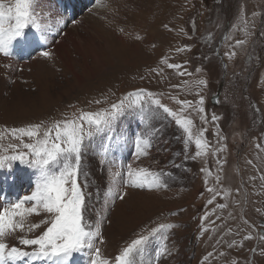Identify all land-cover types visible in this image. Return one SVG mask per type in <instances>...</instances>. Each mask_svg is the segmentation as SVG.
Instances as JSON below:
<instances>
[{
  "label": "rangeland",
  "instance_id": "rangeland-1",
  "mask_svg": "<svg viewBox=\"0 0 264 264\" xmlns=\"http://www.w3.org/2000/svg\"><path fill=\"white\" fill-rule=\"evenodd\" d=\"M43 1H47L45 9L41 10L36 5L37 12L49 23L51 11L59 10L53 3V8L49 11V3L53 0ZM102 2L104 6L95 3L96 6L81 15L74 24L67 22L64 29L54 25L52 30H37L41 34L39 38L50 45L47 50L53 51L51 58L39 55L23 63L5 59L0 53V131L41 121L48 123L76 109L95 111L124 98L128 92L137 88L163 94V102L175 109L177 104L170 96L196 101L198 96L192 85L199 79H207L208 83L201 93L205 97V107L209 118L215 113L213 109L218 110L215 114L221 117L218 121L219 129L221 135L227 138L222 141L227 147L219 154L226 161L219 187L229 190L231 195L225 198L221 194L213 204L207 203L211 198L207 188L217 186L214 180L218 167L217 158L209 155L206 159L194 161L185 160L183 154L177 155L183 147L182 140L177 139L181 132L168 121H163L167 126L163 135H158L154 141L156 147L151 149L150 155L134 162L135 136L146 134L150 126L160 127L162 122L152 120L146 123L138 114L130 113L119 120L113 132L98 135L91 142L83 159L80 180L86 181L85 191L91 194L88 197L86 220L93 227L97 223L102 224L105 242L97 243V246L104 258L111 259L147 229L159 223H174L178 227L171 230L168 243L172 255L163 258L161 264H201L208 252H213L214 255L204 264H232L233 260L238 261V264H249V261L259 264L256 261L258 251L253 253L250 249L260 246L259 235L254 227L264 225V180L259 179L264 173V152L258 154L255 148L258 138L264 135V36L258 35L264 32V0H163V7L152 11L154 17H151L150 24L153 25L158 19L161 23L153 37H149L147 27L143 28V33H136L134 29V26H138L136 16H143L138 10L142 0ZM107 6L114 10H106ZM241 11L256 23L255 28L251 29L255 31V37L252 35L242 48L237 47L236 56L228 58V69H222L218 59L210 57V46L219 45L222 41L221 50L228 52L233 50L228 45L235 40L245 39L243 32L239 30L242 26L232 28L233 24L238 23ZM252 12L258 15L253 18ZM74 27L83 39L75 37L85 47L90 46L86 50L87 62L89 61L88 67L91 65L96 71L95 75L91 68L84 65V58L76 50L75 42L66 37ZM132 31H135L134 34ZM208 32L212 35L211 43L207 39L204 42L200 37L202 33ZM225 36L228 37L227 42L224 40ZM51 45L55 49L52 50ZM185 45H191L190 50L175 51ZM94 48L100 58H103L105 67L93 61L91 50ZM165 56L169 63L184 64L187 61L186 67L193 75L179 76L175 70L162 63ZM197 68L202 71L196 72ZM185 80L192 82L189 90L182 91L172 87L181 85ZM216 93L223 100L218 106L210 105L208 108L210 98ZM94 100H100L101 103L95 104ZM193 119L196 127L202 126L195 114ZM208 128L207 139L215 144L217 128L212 124ZM163 141H167V144ZM9 143L16 141L8 136L0 141L4 147ZM165 148L167 151H164ZM115 149L124 150L127 160L134 167L139 163L141 167L153 171L163 170L168 188L159 191L129 188V195L123 201L112 204V211L108 209L104 215L100 210L107 196H111L108 189L113 183L111 171L109 167H105L107 163L104 157L112 156ZM195 151L192 143L188 155H194ZM249 160L252 164L248 163ZM176 164L181 167H175ZM24 166L25 164L17 161L12 168H4L11 171ZM201 168H208L212 175L206 178V174L200 171ZM28 174L35 177L34 184L31 185L33 190L36 170L29 167ZM253 176L257 179L252 180ZM236 189L240 191L236 192ZM236 201L242 203L237 204ZM220 203L228 207L221 210L218 208ZM205 213L209 214V219L202 221L201 217ZM40 216L41 218L35 215L29 217V222H39L43 214ZM245 220L248 221L247 225ZM201 226L208 228V231L201 234ZM229 228L232 229L231 232L228 231ZM41 231L43 226L28 236L32 238ZM261 231H264V226ZM249 232L254 238L245 240L244 247L241 248L239 241ZM232 239H236L238 243L228 249L227 244ZM217 240L221 243L218 244ZM6 242L10 246H19L16 239H8ZM160 247L159 239L151 242L144 258L145 264L155 257ZM220 253H226V256H221Z\"/></svg>",
  "mask_w": 264,
  "mask_h": 264
},
{
  "label": "snow or ice",
  "instance_id": "snow-or-ice-1",
  "mask_svg": "<svg viewBox=\"0 0 264 264\" xmlns=\"http://www.w3.org/2000/svg\"><path fill=\"white\" fill-rule=\"evenodd\" d=\"M38 0H0V53L5 58L11 55L13 43L23 37L25 30L34 28L36 30H52V25L37 12ZM96 3L104 6L102 0ZM252 17L258 13L252 12ZM195 22L193 21V24ZM242 26V27H239ZM167 27V25H165ZM243 32L245 39L235 40L228 45L232 51L225 52L229 59L236 56L235 49L243 47L249 42L254 34L251 29L255 28L254 20H250L243 11L239 14L238 23L232 28ZM123 32V29H121ZM181 31H184L181 29ZM187 33H185L186 35ZM258 35L264 36V32ZM227 42L228 37H224ZM208 43L212 42V35L209 34ZM191 45L177 48L176 52L190 50ZM44 57L51 58L52 53L44 51ZM207 58V57H206ZM169 69H173L179 76H192L184 64L169 63L168 57L162 58ZM226 67V65H225ZM163 71L162 69L160 70ZM197 68L196 72H201ZM143 79V77H141ZM207 79H199L192 85L191 81L185 80L181 85H173L182 91L189 90L192 85L196 89L198 100L177 99L174 96L169 98L175 100L177 108L170 107L163 102L162 95L145 88H137L130 91L122 99L101 107L95 111L76 109V111L63 116L60 119H53L48 123H30L23 127L7 128L0 131V141L5 136L16 141L9 143L7 147L0 144V168H12L14 163L19 161L22 164L36 170V180L30 194L23 195L7 205H0V264H70V260L75 253L87 251L89 254V264H145L144 258L148 246L153 240L159 239L161 247L155 257L148 264H161V260L172 255L168 246L171 230L178 227L174 223H159L155 227L147 229L131 240L125 247L119 250L118 254L111 259L102 257L101 249L97 243H104L102 236V224L97 223L94 227L86 220L88 207V197L90 193L85 191L87 183L81 182L80 176L83 173V159L88 152L91 142L100 134L114 131L119 120L130 113H136L146 123L152 120H159L160 127L150 126L145 134L135 136L134 144L136 149L135 161L150 155L151 149L156 147L157 136H162L167 126L163 121H168L176 126L181 135L177 139L182 140L183 147L180 153L185 160L206 159L209 155L217 158V171L214 180L217 186L207 188L211 198L207 200L209 205L213 204L217 197L223 194L228 198L231 193L219 187L223 164L226 162L220 153L227 147L222 144L227 138L221 135L218 121L220 116L212 113L210 118L205 107L206 101L202 95L203 88L207 85ZM93 103L100 104V100ZM219 103V98H217ZM196 115L201 122V127H196L193 115ZM212 124L217 128L215 133L216 142L213 144L207 139L209 132L208 125ZM167 144V141H163ZM194 143L196 151L194 155H188L189 146ZM257 153L264 152V135L258 138L255 144ZM164 151H167L165 148ZM107 149L105 150V153ZM10 153V154H3ZM106 162V161H105ZM252 164V161H248ZM181 167L180 164L174 165ZM207 176L212 175L208 168H201ZM170 175V174H169ZM113 183L108 189L115 200L123 201L128 195V189H147L149 191H159L168 188V183L163 170L153 171L149 168L141 167L139 163L116 164V171L113 172ZM256 180L257 177H251ZM259 179L264 180V173ZM236 189V192H239ZM241 204V201H236ZM228 206L220 203L218 208L223 210ZM215 210H213L214 214ZM43 218L37 223L29 222V217L33 215ZM175 215V213H173ZM220 219V217H217ZM234 218V217H233ZM209 214L205 213L201 217L202 221H207ZM245 224L248 221L245 220ZM43 226V231L39 235L29 238L28 234ZM201 234L208 231V228L201 226ZM229 232L232 229H228ZM23 233L17 235V233ZM239 234V233H237ZM251 232L244 235L239 241V246L244 247L245 240H252ZM260 246L250 249L251 252L259 255L256 261L264 264V235H259ZM8 239L18 240V245H9ZM217 243H221L217 240ZM238 241L232 239L228 242V249L236 246ZM213 252H208L201 261V264L213 257ZM226 256V253H220ZM247 259V258H246ZM232 264H238L233 260ZM249 264H252L249 261Z\"/></svg>",
  "mask_w": 264,
  "mask_h": 264
},
{
  "label": "bare ground",
  "instance_id": "bare-ground-1",
  "mask_svg": "<svg viewBox=\"0 0 264 264\" xmlns=\"http://www.w3.org/2000/svg\"><path fill=\"white\" fill-rule=\"evenodd\" d=\"M144 1H146L145 3H144ZM163 0H142V3L141 4H139L138 6H139V8H138V10L141 12V15H143L141 18H140V16H136V23H137V27H135L134 26V29H135V31H136V33H138V32H141V33H143L144 31H143V28H148V31H149V37L151 36V37H153L154 36V34L156 33V30H158V28H159V26H160V21H159V19L158 20H156L155 21V23H154V21H153V25H151L150 23H151V17H154V15H152V11L154 10V9H156V8H162L163 7V2H162ZM53 1L52 2H50L49 3V6H48V10L49 11H51V9L53 8ZM116 4H118L119 6L121 5V4H119L118 2H116ZM110 6V5H109ZM120 7H122V6H120ZM165 8V7H164ZM100 10V9H99ZM106 10H109V11H111V10H114V8H111V7H106ZM163 11V10H162ZM102 13L103 14H105L106 16H107V14L104 12V11H102ZM162 13V12H161ZM112 14V13H111ZM155 19H157L156 17H155ZM95 20H97L98 22H100V23H102L103 21H101V20H98V19H95ZM52 26H54V25H56L58 28H61V29H64V27H66V25H65V18L63 17V15L58 11V12H55V11H51V17H50V22H49ZM256 24V23H255ZM64 25V26H63ZM90 26V25H89ZM101 26V25H100ZM77 27V26H76ZM104 27V26H103ZM52 29H53V27H52ZM75 29H77V28H72V29H70L69 30V33L67 34V36L66 37H69L71 40H73V42H75V45H76V50L82 55V58H84V61H85V64L84 65H86L87 66V68H91L92 69V67H91V65H90V67H88V62H87V52H86V50L88 49L89 50V47H85L79 40H82L83 38L78 34V32L75 30ZM84 29V28H83ZM86 29V28H85ZM73 30H75V31H73ZM91 30H93V29H91ZM134 31V32H135ZM134 32L132 31V33L134 34ZM145 34V33H144ZM75 36H77L78 38H79V40L75 37ZM145 36V35H144ZM134 37V36H133ZM135 38V37H134ZM142 38V37H141ZM45 39V38H44ZM140 39V38H139ZM144 39V38H143ZM101 40V39H100ZM46 41V40H45ZM142 41V40H141ZM93 43V42H92ZM95 46V45H94ZM106 46V45H105ZM76 51V52H77ZM92 51V55H93V61L94 62H98L97 64H99V65H103L102 67H105L106 66V64H105V62H104V60H103V58H100V56H99V54H98V52H96L95 51V48L94 49H92L91 50ZM105 52V51H104ZM134 52V51H133ZM136 52V51H135ZM244 56V55H243ZM104 57V56H103ZM98 65V66H99ZM72 66V65H71ZM100 68V67H99ZM152 68V67H151ZM145 69V68H144ZM158 69V68H157ZM156 69V70H157ZM151 70V69H150ZM92 71V74H96L95 72L96 71H94L93 69L91 70ZM160 72V71H159ZM166 72V71H165ZM150 73H153L152 71H150ZM155 73H157V72H155ZM141 74V73H140ZM77 77L79 76V75H76ZM157 76V75H156ZM80 78V77H79ZM254 154V153H253Z\"/></svg>",
  "mask_w": 264,
  "mask_h": 264
}]
</instances>
